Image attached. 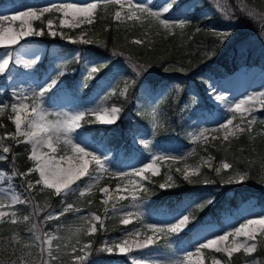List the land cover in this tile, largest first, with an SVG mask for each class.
<instances>
[{
    "label": "rangeland",
    "instance_id": "rangeland-1",
    "mask_svg": "<svg viewBox=\"0 0 264 264\" xmlns=\"http://www.w3.org/2000/svg\"><path fill=\"white\" fill-rule=\"evenodd\" d=\"M62 2H75L80 5L95 2L97 9L92 23L82 24L78 28H61L60 20L63 17L58 12L46 13L40 20L30 21L34 29H43L48 32V20H52V30L58 32L57 37L61 43H71L69 38L80 42V38L83 37L85 40L93 41V43L84 44H97L100 26H105L107 21L138 22L144 26L151 22L150 18L145 16L128 20L126 2L125 7L121 8L117 4H106L104 0H0V12L19 15L31 8L51 6L54 3ZM140 2L151 4L155 10L160 9L168 0H140ZM175 2L176 0H173V3ZM197 2L198 0H181L182 7L187 6V12L185 14L171 13L168 15L169 22L178 25L180 20H184L186 24L189 13L196 7ZM210 2L207 6H202L201 15L209 16L214 12L215 18L206 24L219 31H216L218 35L221 32L231 33L226 39H222L219 35L218 42L222 45L221 51L226 46L229 49L235 48L237 55L230 59L232 62L230 65L234 66L235 63L236 68L229 72L225 67L218 68L215 65L212 69L199 75L198 79H192L184 90L179 82L167 81L159 83L158 87H153L142 79L138 84L134 103L136 109H141L142 114L146 116L144 123L136 115L133 116L130 111H127L116 124L105 125L110 128L106 131L101 129L98 132L97 126L103 125L98 122L86 123V121L94 120L93 116H86L85 120L81 121V128L77 132H83L82 139L96 148V154L101 155L102 159L107 161L108 172L103 174L98 182L94 178L90 180L88 176L77 181L76 185L72 186L73 188L79 186L77 191L67 194H76L73 203L64 205L48 203L49 199L45 198L44 194L39 198V190L45 188L42 184H39L36 191H34L35 186L28 189V181H31L33 185L36 184L39 179L38 173H36L37 179L30 180L25 177H16L13 170L7 171L0 168V202H3L5 212L16 213L17 220V223L9 228V233L0 238V245L7 252L5 257L10 260L11 264H81L77 260V256L84 257L83 264H131L132 257H142L147 264H172L176 260L184 261V264H198L199 261H203V264H214V261L228 264L229 257L223 252H216L215 249H201L197 254L198 241L214 238L216 234L224 231H234L241 223L246 222L247 218H264V203L259 202L254 195L238 201L235 206L223 202L221 211L216 208L217 215L200 213L205 206H208L205 204L203 208H200L201 203L213 198L214 202L210 204L213 205L222 197H229L232 191L231 188L227 189L228 186L236 185V183L224 182L204 183L205 179L213 180L210 177L211 170L222 169V165L227 163L224 160L220 162V165L212 167V159L207 152L208 147L210 144L216 145L224 140V133L223 131L213 133L211 130L220 128L221 124L233 117V114L227 112L225 108V103H229L228 100L226 102L217 101L213 93L217 95L229 93L230 85L235 84L228 83V79L235 74L239 77H248L251 81L256 82L262 78L259 74L264 73L262 64L254 63L250 59V56H258L264 62V0H210ZM236 8L250 17L252 22L246 24L239 16L234 15ZM118 11L121 13L119 21L115 18ZM97 17L100 18L101 23L95 24L94 18ZM5 26H7V22ZM13 26L18 30L21 22H13ZM160 26L164 28L162 25ZM174 28L176 27L164 29L172 31ZM59 33H63L65 39H61ZM13 48L19 50L20 63H15L17 53L14 51L9 69L0 74V107L9 105L4 111H9L13 121L15 114L11 112L10 108V104L16 99L13 94L21 88L38 89L40 85L51 78L59 77L60 72L65 74L59 77L57 87L45 97L46 108L53 112H72L89 106L108 109L114 106L119 107L115 98L128 97L129 90L130 93L133 92L131 85L136 78L133 76L137 73L134 69H140L128 59L100 57L95 55L94 51L88 52L75 44L74 48L65 49L57 41L45 40L42 37L21 40L20 44ZM77 52L80 53L79 59L75 58ZM4 54L5 50L0 48V58L4 57ZM233 59L235 60L233 61ZM41 61L44 63L39 64ZM101 62L107 63L101 65ZM91 66L100 67V71L89 79L87 73ZM133 72L135 73L133 74ZM257 78L258 80L255 81ZM126 85H128V93L120 95ZM182 90L185 92L184 95L181 94ZM230 97H232L231 94L228 99ZM237 102L239 101H234L232 105L234 106ZM173 104L174 107H171ZM256 108L257 110L251 117H247L245 114L246 118L243 121L240 119V114H236L233 125H239L245 129L249 128L248 119H255V123L251 125L253 127L257 121L263 122L264 108L260 107L259 100L256 101ZM3 112H0V115ZM232 127V125L229 126L230 129ZM201 131H205V137L195 140ZM15 132L16 129L12 135L10 133L0 135V144L8 147L6 137L13 136ZM239 132L241 131H236L229 137ZM110 134H118V142H108ZM133 134H142L146 137L149 147L144 148L139 139L134 144ZM213 136H216V139H213ZM21 138L24 141V138ZM28 145L30 156L31 145ZM105 150L108 151L106 157L102 155ZM153 152L168 157L158 161L155 165L160 169L157 175L161 174L162 176L158 180V187L161 184H165V187L172 186L177 176H183L185 169L189 173L198 169L199 175L196 176L200 179L199 185L203 189L185 194L182 200L172 206L158 204L154 198L155 191L153 192L152 187H147L145 183H156L155 176L157 175L148 172L145 173L141 182L142 188L131 186L128 191H125L124 184L128 178L122 179V174L132 172L137 167H143L145 163H151ZM0 158H5V154L0 153ZM94 168V162L90 163L89 173H92ZM237 172L244 174L240 170L226 173L224 181L230 177L235 178ZM168 175L173 177L172 181L167 180ZM194 177L190 176L189 178L192 180ZM132 179L139 180L140 178L133 177ZM89 183L92 184L91 190L85 191L84 196H80L79 191ZM118 185L119 191H117ZM103 188H108L109 191L105 193L102 191ZM52 190L55 192L54 189ZM132 191H135L138 197L136 201L139 204L138 208L130 207L133 204ZM61 195L62 197L66 196L63 193ZM14 197H19L28 203L12 205L11 201ZM105 199L108 200L107 204L103 203ZM69 205H71V210L65 211ZM113 205L116 209L115 212ZM106 208L108 209L107 215H105ZM127 211H132L134 215L130 217L131 223L124 225L121 221ZM135 213H139V217ZM187 213H191L194 219L179 233L153 234L145 227L148 224L167 227L170 222H178L177 218ZM50 214L56 218L48 220L47 217ZM93 215L100 217V220L89 219L85 223L88 228L93 225L96 227L94 233L90 235L82 233L79 237L70 233V229L74 230L80 226L82 217L91 218ZM24 216H28L29 219L24 221ZM12 219L11 215L3 218L9 222ZM256 227V239L249 240L247 243L255 244L257 247V243L264 237V234H260L258 226ZM134 229L141 231V236L134 238L137 242H142L148 235H154L156 242L147 249H135L126 255L120 254L118 250L112 253L100 251L105 246V242L111 246L112 241H121L124 238V233ZM46 234L59 237V239L53 240L51 245L53 254L57 257L55 260L49 259L47 244L41 245L39 241L34 240L35 235H40L44 239ZM231 239L230 237L224 246L230 247ZM239 239L244 240L245 238ZM89 243L92 245L91 249L81 253V247ZM42 247L43 251H41ZM57 247H59V251H56ZM241 251L245 252L243 249ZM253 252H245L247 256L240 264H262L263 260L259 256L253 255ZM189 255L191 260L187 261L185 258Z\"/></svg>",
    "mask_w": 264,
    "mask_h": 264
},
{
    "label": "snow or ice",
    "instance_id": "snow-or-ice-1",
    "mask_svg": "<svg viewBox=\"0 0 264 264\" xmlns=\"http://www.w3.org/2000/svg\"><path fill=\"white\" fill-rule=\"evenodd\" d=\"M106 4H117L121 8L125 7V2L127 3L126 17L128 20L136 19L138 16H145L150 18L151 21L157 22L162 25L165 29L172 27H179L183 29L185 27V21L180 20L178 25L172 24L168 20V15L173 12H181L185 14L187 12V6L182 7L181 0H168L160 9H155L151 4L141 3L140 0H104ZM97 9V3L88 2L84 5L72 2H62L54 3L51 6H44L38 8H31L28 11H24L19 15H8L0 12V48L5 50L4 57L0 58V74L5 73L9 69L10 62L13 60L14 51L17 53L15 60L16 64L20 63V58L18 55L19 50L14 49L13 46L19 45L21 40H26L30 37H41L45 35L43 29L36 30L32 27L31 20H40L41 17L46 13L58 12L62 15L60 20V27L68 28H78L82 24H91L94 13ZM27 18V19H26ZM116 20H121V13L118 11L115 14ZM20 21L21 26L17 30L13 26V22ZM7 22V26L5 23ZM52 20H48L49 31L47 35L55 38L58 32L52 30ZM61 39H65L63 33H59ZM222 39L228 38L230 32H221L219 34ZM71 43H76V40L70 39ZM80 43H93L92 40H85L83 37L80 38ZM136 44H140V40L134 41ZM22 47V45H21ZM80 53L77 52L75 58L79 59ZM107 62H101V65ZM139 73L140 69H134ZM181 70V69H178ZM100 71V67L91 66L90 71H88L87 76L89 79L92 78L93 74ZM65 73L60 72L59 77H62ZM51 78L49 81L45 82L37 88L33 89H19L17 93L13 95L16 97L14 102L10 104L11 112L15 114V119L13 123L15 124L16 132L12 136V139H17L18 137H23L24 142L31 145V152L29 159L33 162V167L29 169L25 176L31 172H36L39 174V179L36 181L38 184H42L45 188L54 189L56 195L63 193L67 195L69 192H75L79 188H73L82 177L88 176L90 180L94 178L95 181H99L101 176L108 172L107 161L102 159L101 155H97V149L86 143L82 137L83 132H77L81 128V121L85 120L86 116H93L94 120L86 121V123H99L101 125H114L119 119V114L122 111L119 107H111L108 109L106 107L99 106H89L80 110L68 112H53L48 110L45 106V97L52 89L56 88L58 85V79ZM128 91V85L125 86L124 90L120 95H125ZM215 95L217 101L228 100V97L224 95ZM105 98H107L105 96ZM259 100L260 107L264 108V92L259 93V96L248 95L247 99H241L239 102L235 103L234 106L230 103H225V108L227 112L232 113V119H227L226 123L221 124L220 128H214L211 131L213 133H219L223 131L224 139L227 140L229 135L236 131H244L239 125H233V120L236 118V114H240V119L243 121L247 114V117H251L253 112L257 110L256 101ZM251 102V103H250ZM95 104V102H93ZM9 105H4L0 107V112H3L5 108ZM255 123V119H248L249 130L251 125ZM233 127L230 129L229 126ZM75 134V135H74ZM205 137V131H201L199 136L195 137V140H200ZM143 144L144 148L149 147V143L146 137L142 134H133V143L136 140ZM216 139V136H213ZM3 153H8L10 151L9 147L3 146ZM108 151L105 150L102 155L107 156ZM167 156L160 155L157 152H153L151 156V163H145L143 167H137L132 172H124L122 174V179L127 177V182L124 184V190L128 191L131 186H137L142 188V180L145 173L151 172L152 175H157L160 171L156 167V163L160 160L167 159ZM173 159H176L173 157ZM95 164V168L92 173H89L90 163ZM232 168L229 163H224L222 169ZM179 171V169H177ZM216 174L219 175L221 168H217ZM113 175H115L113 173ZM199 175V170H195L191 173L185 169L183 173V179L189 183H193L190 180V176ZM133 177H139V180L132 179ZM173 177L171 175L167 176L168 181H172ZM245 180V175L237 172L235 178H229L224 183H242ZM214 181L205 179L204 183H212ZM171 186V185H169ZM28 189L34 187L31 181H28ZM160 187L165 188V184H161ZM92 184L89 183L85 188L79 191L80 196H84L85 191H90ZM120 190L119 185L117 186V191ZM146 191V189H144ZM103 192L107 193L108 188H103ZM138 197L135 191L131 192V200L133 204L130 206L132 208H138L139 204L136 203ZM214 202L213 198H209L199 205L203 208L205 204H212ZM12 205L17 203H28V201L21 200L19 197H14L11 201ZM103 203L107 204L108 200L105 199ZM4 204L0 202V221L7 215H11L13 219L12 224H16V213H7L3 210ZM71 210V205L68 206L65 211ZM113 211L115 212V206L113 205ZM108 209H105V215H107ZM139 217V213H135ZM132 211H127L123 215L122 223L127 225L131 223L130 217L133 216ZM56 217L49 215L48 220H52ZM28 216H24L23 220L27 221ZM91 220H100L98 216H91V218L85 216L81 218L80 226L76 227L74 230L70 229V233L76 237H79L82 233L91 234L96 231V227L93 225L91 228L87 227L85 222ZM194 219L191 213L182 214V217H178V222H170L167 227L156 226L152 224L145 225L149 231L153 234L156 233H179L184 228H186L191 220ZM103 222L101 221V224ZM260 234H264V218H247V221L241 223L239 227H236L234 231H224L220 234H216L214 238H207L206 240L198 241V247L196 248V253L199 254L201 249H215L216 252H223L228 257H231L234 252H238L243 249L245 252L251 253L254 251L256 245H249L247 241L255 240L257 227ZM141 231L139 229L130 230L124 233V238L117 242L112 241L111 246L108 242H105V246L100 249L102 252L112 253L117 251L120 254H128L133 252L135 249H147L150 245H153L156 241L154 235L145 236L142 242H137L134 238L140 237ZM231 239V246H224L225 242ZM245 238L241 240L239 238ZM59 239V237L45 235L44 239L40 235H35L34 240L39 241L41 245H48V256L50 260H55L57 257L53 254L52 241ZM67 246V245H65ZM92 245L84 244L80 252L83 253L86 250L91 249ZM57 247L56 251H59ZM75 251V249H73ZM43 251V247L41 248ZM187 261L191 260V256L185 258ZM77 260L83 264L84 257L77 256ZM131 264H147V262L142 257H132ZM172 264H184V261L176 260ZM198 264H203V261H199ZM214 264H220L219 261H214Z\"/></svg>",
    "mask_w": 264,
    "mask_h": 264
},
{
    "label": "trees",
    "instance_id": "trees-1",
    "mask_svg": "<svg viewBox=\"0 0 264 264\" xmlns=\"http://www.w3.org/2000/svg\"><path fill=\"white\" fill-rule=\"evenodd\" d=\"M210 3V0H198L194 10L189 13L183 29L176 27L172 31H166L154 21L144 26L138 22H117L114 20L107 21L105 26H100L97 44L94 45L80 42L61 43L59 37L53 38L47 35L48 32L45 30V35L41 37L45 40L57 41L65 49L73 48L75 44L88 52L94 51L97 56L128 59L135 63L137 67H140V72L133 76V78L136 77L131 85L133 92L130 93L129 90L128 93L127 91L128 97L119 96L115 98V102L122 109L120 117L130 111L138 119L145 121L143 111L136 109L134 103V96L142 79L153 87H158L160 86L159 83L167 81H178L184 90L189 81L196 79L205 70L215 65H225L228 68L230 59L236 57L235 48L229 49L226 46L221 51L222 45L218 42L220 38L217 34L219 31L206 24L215 18V13L212 12L209 16L201 15L202 6H207ZM234 15L239 16L246 24L252 22L250 17L244 15L239 8L235 9ZM94 19L95 24L101 23L99 17ZM136 40H140L141 43H134ZM250 59L254 63H261L264 68V62L258 56H250ZM43 63L42 61L39 64ZM183 90L182 95L185 93ZM171 107H174V104ZM97 128H99V132L101 129L106 131L110 127L97 126ZM14 131L13 120L10 118L8 110H6L0 115V135L5 133L12 135ZM107 141L116 143L118 139L115 134H110ZM6 143L10 151L4 153L5 158H0V168L15 171L18 178L37 179L36 172H31L27 176L24 175L33 165V162L29 159V145L21 137L12 139V136L6 137ZM207 152L211 156L213 168L220 165V162L224 160L232 165V168L221 169L219 175L216 174V171L211 170L210 177L213 178L212 181L223 182L226 173L238 170L244 173L245 180L242 183H236L234 186H228L227 189L231 188L232 191L229 197L224 196L213 205L205 206L200 213L209 212L216 215V208L219 210L223 208V202L235 206L238 201L247 199L251 195L257 197L259 202L264 203V120L263 122L257 121L254 127L251 126L250 130L245 128L244 131L229 137L227 140L224 139L216 145L210 144ZM0 153H3L2 147H0ZM161 177V174L155 176L156 183L152 182L153 184L145 182L147 187H152L151 190L155 191L154 198L158 204L172 205L182 200L185 194L203 189L199 185L200 179L197 176L192 179L193 183H189L180 175L177 176L172 186L162 189L157 186ZM34 186V191H36L39 184L36 183ZM40 195L48 198V203H59L60 205L73 203V198L76 196V194H70L62 197L61 194L56 195L52 189L48 188L40 189L38 192L39 198ZM13 225L8 220L0 221V238L9 233V228ZM4 250V247L0 245V264H11L10 260L5 257L7 252ZM252 254L259 256L263 260L262 264H264V237L257 243V247ZM246 256L247 254L240 250L229 257L228 264H240Z\"/></svg>",
    "mask_w": 264,
    "mask_h": 264
},
{
    "label": "bare ground",
    "instance_id": "bare-ground-1",
    "mask_svg": "<svg viewBox=\"0 0 264 264\" xmlns=\"http://www.w3.org/2000/svg\"><path fill=\"white\" fill-rule=\"evenodd\" d=\"M259 75L262 76V78L259 81H256L258 78L255 79L256 82L251 81L248 77H239L236 74L233 75L228 79V83L233 82L235 85H230V92H225L223 95L229 97L231 94L232 97L228 99L230 104L236 100L240 101L241 99H247L248 95L258 96L259 93L264 92V73Z\"/></svg>",
    "mask_w": 264,
    "mask_h": 264
}]
</instances>
